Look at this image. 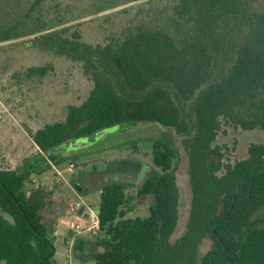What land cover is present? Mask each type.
Instances as JSON below:
<instances>
[{
  "label": "trees",
  "instance_id": "obj_1",
  "mask_svg": "<svg viewBox=\"0 0 264 264\" xmlns=\"http://www.w3.org/2000/svg\"><path fill=\"white\" fill-rule=\"evenodd\" d=\"M135 1L0 0V42L29 37L26 45L79 63L92 83L63 120L30 132L43 158L0 168L5 264H58L53 190L28 187L51 166L44 153L58 162L63 157L56 151L66 143L129 122L159 123L182 137L192 187L189 222L171 241L180 215V149L168 130L153 143L162 171L138 189L154 198L148 216H129L133 197L123 182L100 188L101 231L94 237L105 252L95 264H264V144L251 143L247 157L234 161L226 160L227 145L216 144L226 126L264 130V0L129 4ZM122 5L87 22L93 42L83 23L66 25ZM53 69L34 65L26 75L41 78ZM207 240L212 246L202 254Z\"/></svg>",
  "mask_w": 264,
  "mask_h": 264
},
{
  "label": "rangeland",
  "instance_id": "obj_2",
  "mask_svg": "<svg viewBox=\"0 0 264 264\" xmlns=\"http://www.w3.org/2000/svg\"><path fill=\"white\" fill-rule=\"evenodd\" d=\"M141 1L144 0L129 4ZM123 6L106 9L66 25L83 23L85 38L93 42L95 36L90 34L87 22ZM27 38L29 37L0 42L2 47L0 49V168L2 169H16L24 159L31 156L43 158L30 132L48 122L63 120L67 114V106L84 101L92 87L79 63L40 52L26 45ZM47 63H52L54 66L49 74L41 78H28L26 75L28 67ZM168 130L180 149V157L176 161L180 215L171 237V241H176L186 231L190 217L192 187L189 155L182 145V137L174 130L158 123L118 124L66 143L56 151V154L63 159L59 158L58 162L51 159L56 167L51 165L46 168L45 162L42 161L40 165L45 166L46 172L38 175L37 178L41 185L53 190L50 215L58 219L64 215L70 200L76 196L75 191L80 192L75 183L83 186L84 191L80 193L86 201L98 209L101 198L100 188L105 183L121 181L125 184L127 193L133 197L131 203L133 209L129 216H148L154 198L152 195H139L137 191L139 185L152 173L162 171L153 160V143L158 139H164ZM251 143L264 144V130H243L226 126L216 140V144L228 146L226 160L230 161L247 157V148ZM44 157L47 161V158H50L45 153ZM58 171L61 173L59 174ZM140 173H144L141 178ZM32 186L33 183L29 182L28 187L32 189ZM55 234L54 258L58 264H95L94 260L86 256L82 258L77 256L74 250H72V260H69V246L66 242L70 239L69 233L63 225H58L56 222ZM84 238L93 237L83 235L78 239V245ZM211 246V241L207 240L201 249L202 254ZM0 264L5 262L0 260Z\"/></svg>",
  "mask_w": 264,
  "mask_h": 264
},
{
  "label": "built area",
  "instance_id": "obj_3",
  "mask_svg": "<svg viewBox=\"0 0 264 264\" xmlns=\"http://www.w3.org/2000/svg\"><path fill=\"white\" fill-rule=\"evenodd\" d=\"M47 159L50 165L56 167L51 159ZM73 166L74 164L71 165V167ZM58 172L59 174L61 173L60 171ZM29 182L33 183L32 188L41 186L37 176H34ZM75 192L76 196L70 200L64 215H61L57 222L58 225L61 224L66 228L70 236V239L66 241L69 246V260H72L71 255L76 237L85 234L97 236L101 231L100 209L95 208L86 201L80 192Z\"/></svg>",
  "mask_w": 264,
  "mask_h": 264
},
{
  "label": "flooded vegetation",
  "instance_id": "obj_4",
  "mask_svg": "<svg viewBox=\"0 0 264 264\" xmlns=\"http://www.w3.org/2000/svg\"><path fill=\"white\" fill-rule=\"evenodd\" d=\"M142 173H140V178L144 176ZM147 179V178H146ZM145 179V180H146ZM144 180V181H145ZM143 181V182H144ZM142 182V183H143ZM142 183L139 185V187L142 185ZM138 187V189H139ZM138 193V191H137ZM82 236H78L75 238L74 244H73V250L75 251L76 255L79 257H87L88 259L96 261L104 252L105 248L101 246L99 241L92 236L93 238H84L82 239V243L78 245V239Z\"/></svg>",
  "mask_w": 264,
  "mask_h": 264
},
{
  "label": "water",
  "instance_id": "obj_5",
  "mask_svg": "<svg viewBox=\"0 0 264 264\" xmlns=\"http://www.w3.org/2000/svg\"><path fill=\"white\" fill-rule=\"evenodd\" d=\"M145 123H146V124H152L151 122H145ZM158 124H159V123H158ZM70 142H71V141H70ZM70 142H69V143H70ZM78 190L81 191V188L79 187Z\"/></svg>",
  "mask_w": 264,
  "mask_h": 264
},
{
  "label": "crops",
  "instance_id": "obj_6",
  "mask_svg": "<svg viewBox=\"0 0 264 264\" xmlns=\"http://www.w3.org/2000/svg\"><path fill=\"white\" fill-rule=\"evenodd\" d=\"M44 172H46V171H44ZM44 172H43V173H44ZM43 173H42V174H43ZM40 175H41V174H40Z\"/></svg>",
  "mask_w": 264,
  "mask_h": 264
}]
</instances>
